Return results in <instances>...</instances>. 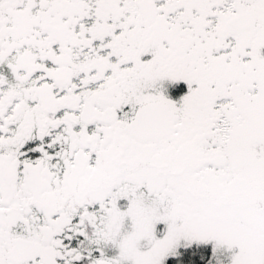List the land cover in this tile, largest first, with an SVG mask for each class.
Listing matches in <instances>:
<instances>
[{"label": "snow or ice", "instance_id": "obj_1", "mask_svg": "<svg viewBox=\"0 0 264 264\" xmlns=\"http://www.w3.org/2000/svg\"><path fill=\"white\" fill-rule=\"evenodd\" d=\"M0 264H264V0H0Z\"/></svg>", "mask_w": 264, "mask_h": 264}]
</instances>
